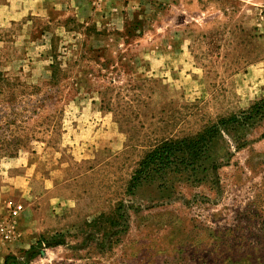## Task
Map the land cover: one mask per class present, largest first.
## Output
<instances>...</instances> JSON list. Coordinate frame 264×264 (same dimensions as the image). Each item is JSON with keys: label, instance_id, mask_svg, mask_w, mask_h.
<instances>
[{"label": "rangeland", "instance_id": "rangeland-1", "mask_svg": "<svg viewBox=\"0 0 264 264\" xmlns=\"http://www.w3.org/2000/svg\"><path fill=\"white\" fill-rule=\"evenodd\" d=\"M263 97L264 0H0V264H264V113L129 189Z\"/></svg>", "mask_w": 264, "mask_h": 264}, {"label": "trees", "instance_id": "trees-1", "mask_svg": "<svg viewBox=\"0 0 264 264\" xmlns=\"http://www.w3.org/2000/svg\"><path fill=\"white\" fill-rule=\"evenodd\" d=\"M263 113L264 97L238 115L220 117L215 123L206 126L193 136L160 142L149 149L138 161L130 176L129 189H136L144 182L171 169L181 171L190 167L191 170H207L203 163L209 157L208 151L220 130L229 131L236 130L238 127H249L257 118L260 119ZM212 165H214V161H212ZM10 257V255L6 256L4 264H7Z\"/></svg>", "mask_w": 264, "mask_h": 264}, {"label": "built area", "instance_id": "built-area-1", "mask_svg": "<svg viewBox=\"0 0 264 264\" xmlns=\"http://www.w3.org/2000/svg\"><path fill=\"white\" fill-rule=\"evenodd\" d=\"M19 209H20V206H16V207H14L12 213L15 214Z\"/></svg>", "mask_w": 264, "mask_h": 264}]
</instances>
